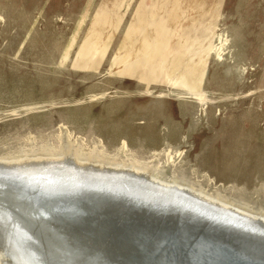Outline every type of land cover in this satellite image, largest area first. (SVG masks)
Segmentation results:
<instances>
[{
  "label": "rangeland",
  "instance_id": "obj_1",
  "mask_svg": "<svg viewBox=\"0 0 264 264\" xmlns=\"http://www.w3.org/2000/svg\"><path fill=\"white\" fill-rule=\"evenodd\" d=\"M0 165H74L259 223L264 0H0ZM43 206L0 200L14 221Z\"/></svg>",
  "mask_w": 264,
  "mask_h": 264
},
{
  "label": "water",
  "instance_id": "obj_2",
  "mask_svg": "<svg viewBox=\"0 0 264 264\" xmlns=\"http://www.w3.org/2000/svg\"><path fill=\"white\" fill-rule=\"evenodd\" d=\"M13 175L0 172V189L6 192L7 186H13L22 193L30 192L32 201L37 204H52L58 211L53 213L56 221L64 223L67 231L77 233L79 238L75 237L72 242L77 246H82V241L86 240L99 241L92 228H107L129 248L138 247L136 264H264V219L254 230L205 215L204 210L209 207L202 211L191 210L188 205L165 207L161 199L143 204L134 188L143 192L151 190L144 182L129 191L119 186L105 187L111 183L101 185L95 180L75 190L68 189L71 186L66 184L63 189L53 186L45 191L42 186L31 189L29 182H21ZM113 220L116 223H110ZM5 229L0 218V234ZM41 261L43 259L28 263L40 264Z\"/></svg>",
  "mask_w": 264,
  "mask_h": 264
},
{
  "label": "bare ground",
  "instance_id": "obj_3",
  "mask_svg": "<svg viewBox=\"0 0 264 264\" xmlns=\"http://www.w3.org/2000/svg\"><path fill=\"white\" fill-rule=\"evenodd\" d=\"M16 171L17 170L14 167H6L0 165V172L13 173V176L21 180V182H23L22 180L29 182L27 183V185H29L31 189H36L38 188V186L44 187L45 191L47 187L51 188L53 186L55 188L57 187V189H63L67 184V186H71V188L68 189L75 190L81 188L83 185L85 186L86 184H89V181L94 180L101 185L106 184L104 182H110L111 184L108 183L107 185H105V187H114V184L110 180V178L113 177L112 174H108L107 176L105 175L101 177H95L92 175L94 173H91V171L84 172L74 165L68 168V170L64 168L63 170L58 169L55 165L52 167H47V165H44L39 169L28 170L23 173ZM118 179L124 181V177L122 176H118ZM144 183L148 184L149 182ZM6 188H8V191L6 192L3 191L4 188L0 189V192L2 191L0 193L1 201H4V199H8V201H11L13 203H22L24 205L35 203L32 201L33 199H31L32 197L29 195L30 192L22 193L19 188L13 186H7ZM177 194L172 195L170 193L161 194L148 192L141 196V201L144 204L150 201L161 199L162 202L160 200L159 201L162 206H168L169 204L172 206L188 205L189 209L195 211H202L207 207L204 202L191 201L186 196H182V193ZM35 204L38 206H45L33 209L34 211L31 210L32 212L25 211V209L21 210L19 211L17 220L15 221L8 220L6 218V216L8 215L5 214L6 211L2 210V207L0 208V211L2 212H0V218L3 224H5L6 228L3 234H0V264H30L28 263L30 260L33 261L41 259H43V261H41L40 264H44L45 262H50L52 264H136V260L139 254V249H137L138 247L129 248L126 243L124 244L120 239H118L116 235L109 231V229L104 228L100 230L97 228H92L94 235L99 238V241L97 242L96 240H93V242L90 243L88 242V240H86L82 241L84 242L82 246H77L74 243L72 244L73 240H76L75 237L77 239L79 238L77 237V233L71 230L67 231L64 223H59L56 221V218L54 217L55 215L53 214L54 212L51 211L52 213H50V211L46 208L47 206L52 204ZM79 205L77 206L80 207ZM210 209L204 210V214L213 215V217L219 218L221 219V221L238 223L239 225L254 228V230L258 225L257 221L255 222V220L252 219H250L249 221L246 216H238L236 214H228L223 210ZM55 211L57 214L58 211ZM31 213H33L34 215L37 214V221H44L46 219L54 227L56 225L61 227L62 225L60 231L64 232L68 237L67 239H69V241L66 242V244H68V250L70 251L77 249L80 250L79 253L66 255L63 247L65 243L62 242V239L54 237L55 235L49 237V232L46 228L37 230L33 227V223L31 225L28 221L26 223L24 219H27V216L30 217ZM32 218H35V216ZM115 221L116 220H113L110 223H116ZM20 223H26V227H24L25 230L22 233L18 227ZM99 243L101 245H96ZM34 245H36L38 248L35 249ZM30 249H32V251H30ZM25 250L27 251L26 253L23 252ZM26 254L29 255L25 256Z\"/></svg>",
  "mask_w": 264,
  "mask_h": 264
}]
</instances>
